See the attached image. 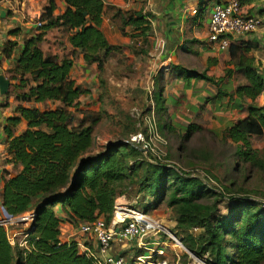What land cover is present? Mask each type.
<instances>
[{"label": "trees", "instance_id": "obj_1", "mask_svg": "<svg viewBox=\"0 0 264 264\" xmlns=\"http://www.w3.org/2000/svg\"><path fill=\"white\" fill-rule=\"evenodd\" d=\"M64 2L66 9L56 14L57 0L48 1L39 18L42 25L25 38L15 66L6 71L10 90L4 95V106L9 105L11 95L17 104L4 126L13 171L4 169L1 207L6 217L32 210L35 217L23 246L20 242L12 244L7 228L0 225V264H94L79 251L77 241L61 239L60 227L65 221L78 227L81 222L101 217L110 224L116 199L130 194L133 184L138 186L136 208L151 213L167 204L174 210L176 224L171 230L196 256L210 264H264L263 198L236 195L231 191L233 183L219 190L205 177L175 164L153 157L155 162L150 161L141 148L123 138L97 149L95 130L103 114L81 108L79 98L90 90H84L71 72L82 58L87 64L97 63L101 73L108 59L122 52L124 46L112 44L103 30L105 0ZM120 29L123 35L141 41L139 46L130 47L134 53H150L152 23L143 11L123 16ZM50 34L57 36L53 43L64 47L62 54L44 49ZM17 46V40H8L3 49L5 57H12ZM252 47L250 42L232 39L229 52L233 67L225 68L222 76L210 73V67L218 63L216 59H209L202 69L171 63L157 70L142 116L154 112L161 134L174 135L178 151L184 152L204 128L190 123L180 131L172 124L164 95L167 74L174 73L185 81L196 78L214 83L218 86L214 100L238 96L252 102L244 117L226 126L221 136L213 135L223 143L234 144L237 159L264 168V155L250 141L264 135V101H257L264 95V71H259ZM226 78L236 82L234 91L221 87ZM51 100L57 102L53 107L32 105ZM75 110L82 118L76 117ZM23 120L27 128L18 134ZM134 129L139 128L134 125ZM58 204L66 210L65 218L56 209ZM195 227L200 229L198 233H194ZM130 249L135 255L143 252ZM178 264H184L181 257Z\"/></svg>", "mask_w": 264, "mask_h": 264}, {"label": "crops", "instance_id": "obj_2", "mask_svg": "<svg viewBox=\"0 0 264 264\" xmlns=\"http://www.w3.org/2000/svg\"><path fill=\"white\" fill-rule=\"evenodd\" d=\"M48 1L0 0V74H4L8 78L6 71L15 66L17 55L23 47L25 38L36 32L37 22ZM220 1L222 0H105L107 7L103 15V30L106 36L112 44L124 46L122 52L119 53H127L126 56H129L132 61L133 59L136 60L133 68L137 70L136 74L141 80L135 84L131 80L130 82L125 80L124 84L129 85V92L132 90V95L142 91L149 93V88L152 86L149 83L150 80L152 82L154 73L171 63H180L190 68L202 69L209 59H216L218 63L210 67V73L216 76H222L228 66L233 67L230 64L229 47L222 49L218 42L208 41V22L213 8ZM57 5L58 8L55 13L64 12L66 9L64 0H57ZM138 11H143L152 23V45L148 55L129 54L130 49L127 46L131 44L139 46L141 41H135L130 36L123 35L122 31H118L122 17ZM242 11L245 14L258 15L264 19V0H242ZM50 37L52 36H48V39ZM10 39L17 40L18 46L14 55L7 58L3 54V49ZM195 39L198 42L192 41ZM239 40L252 43L251 54L256 57V65L259 67V71L263 72L264 25L259 30L242 36ZM63 52L55 50L53 53L62 54ZM109 61H111L110 58ZM99 73L97 63L87 64L81 58L75 63L71 76L84 90H92V85L98 84ZM221 87L232 92L236 87V82L231 78H226ZM217 92L218 86L214 83L196 78L185 81L176 78L174 73H168L164 95L169 106L172 124L178 130L185 131L190 123H197L221 136L222 130L226 126L247 114V107L252 100L249 98L242 99L238 96H225L214 100ZM4 95L0 92V218L5 216L1 207L4 186L3 172L4 169L13 171V165L8 162V137L4 131V126L6 118L14 114L17 104L15 97L11 95L9 105L5 107ZM91 96V92L85 93L79 98V101L81 102L82 98L89 100ZM257 101L262 104L264 95L260 96ZM88 103L87 101L81 104V108H88L84 106ZM46 104L53 107L57 102L51 100L32 103V105L40 108H44ZM26 128L27 121L23 120L17 128V133L23 132ZM127 201L132 204L135 203V199L133 201L127 199ZM56 209L59 210L62 218L66 217V210L61 204L56 205ZM24 225L27 224L24 223ZM21 230L17 229V231ZM60 230L62 240L87 241V237L80 232L78 227L68 221L61 225ZM8 232L10 233V231ZM92 243L94 245L95 241ZM129 247L128 242H117L111 251L114 254L123 253ZM133 256L128 257L129 264L134 263ZM130 261L132 262L130 263Z\"/></svg>", "mask_w": 264, "mask_h": 264}, {"label": "rangeland", "instance_id": "obj_3", "mask_svg": "<svg viewBox=\"0 0 264 264\" xmlns=\"http://www.w3.org/2000/svg\"><path fill=\"white\" fill-rule=\"evenodd\" d=\"M121 23L122 21L119 25ZM119 29L120 26L118 31H121ZM131 29V27H127V32H131ZM60 35L61 33H59ZM49 36L52 37L44 43V48L51 52L55 50L64 51L63 46L52 42L57 36L55 34H50ZM131 46L135 45L131 44L127 47L130 49ZM131 53H134L132 49H130L129 54ZM126 54L118 52V54L116 53L110 57L111 61L107 62L104 71L98 75V84L92 85L93 88L90 90L92 96L89 100L82 98L81 101V104L89 102L84 104V106L88 107H83L85 110L101 111L103 114V118L95 130V141L98 150L103 149L105 144L109 142H114L121 138L128 140L132 134L145 128L142 114L148 104L147 97L149 93L142 91L132 95L131 89L129 92V85H124L125 80L129 82L131 80L134 84L141 80L136 74L137 70L133 68L136 60L133 59L132 61ZM149 84H152L151 80ZM75 114L77 118H82L80 112L75 110ZM138 118L142 120L140 123ZM134 125L139 129L135 130ZM165 136L169 141V145L166 148L167 155L162 157V161L170 165L175 164L185 171L205 177L208 184L210 186L215 185L216 189L221 190L233 183L231 191L236 195L249 194L256 198L264 199V168L259 165L244 163L237 159L234 155V144L221 142L208 128H204V130L196 133L184 152H179L176 137L171 134ZM250 141L253 148L264 155V135L251 137ZM238 162L240 165L236 169ZM137 187V185L133 184L131 193L123 195L130 201L136 200L138 198ZM151 214L170 229L174 228L176 214L167 204H163L158 210L152 211ZM8 228L10 236L12 235L15 242L23 240V234L17 229L25 230L24 221L15 222L9 225ZM198 232L199 230L194 233ZM134 253L129 247L122 254L132 257ZM166 254L167 264H178L180 257L184 264L193 260L191 257H186L183 248L179 246H170Z\"/></svg>", "mask_w": 264, "mask_h": 264}, {"label": "built area", "instance_id": "obj_4", "mask_svg": "<svg viewBox=\"0 0 264 264\" xmlns=\"http://www.w3.org/2000/svg\"><path fill=\"white\" fill-rule=\"evenodd\" d=\"M41 25L42 22L38 21L37 26ZM263 25L264 19L261 16L245 14L242 11V0H222L215 5L210 16L208 41L218 42L222 49H226L232 39L239 40L242 36L259 30ZM152 87L153 82L149 93ZM142 120L145 128L132 134L126 141L141 148L150 161L155 162L157 159L162 161V157L167 155L166 148L169 141L159 131L154 112L142 116ZM34 217V211L18 217L4 216L0 218V225H4L9 231V225L24 221L27 227L24 231L21 230L23 240L20 245L23 246L27 242L26 238L30 229L33 228ZM78 229L87 237L86 242H77L78 249L91 258L94 264H129L128 257L111 251L115 243L123 241L128 242L132 249L143 250L142 253L133 256V264H167L164 258L170 246L182 247L184 252L193 258L187 264H210L190 252L182 238L154 215L136 208L134 203H129L125 195L116 199L110 224L101 217L94 222H81ZM198 230L200 229L195 227L193 231ZM8 235L11 243L15 244L9 232ZM93 241H95L94 245Z\"/></svg>", "mask_w": 264, "mask_h": 264}, {"label": "water", "instance_id": "obj_5", "mask_svg": "<svg viewBox=\"0 0 264 264\" xmlns=\"http://www.w3.org/2000/svg\"><path fill=\"white\" fill-rule=\"evenodd\" d=\"M10 90V80L4 75L0 74V92L7 94Z\"/></svg>", "mask_w": 264, "mask_h": 264}]
</instances>
